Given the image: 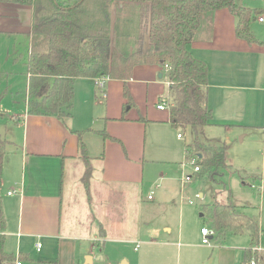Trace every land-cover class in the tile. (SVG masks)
<instances>
[{"label": "crops", "instance_id": "crops-1", "mask_svg": "<svg viewBox=\"0 0 264 264\" xmlns=\"http://www.w3.org/2000/svg\"><path fill=\"white\" fill-rule=\"evenodd\" d=\"M235 26L236 18L226 8L204 13L199 28L187 45L188 51L207 65V105L211 110L212 118L206 133L214 142L226 144V162L229 149L227 143H230L234 136H240L241 141H245L247 137H257L261 140L259 142L264 143V40L255 35L257 41L248 43L235 35ZM31 29L32 7L30 5L0 1V34L25 36L30 47ZM26 77L28 80V74ZM162 77L167 85L168 96V82L160 65H135L127 86L129 91L130 88L133 91V85H131L133 82L156 83L157 79ZM49 80L51 82V79ZM166 99L162 101L159 98V102L155 104V109L159 113L168 110L163 116L149 117L143 114L128 116L126 112V119L122 120L118 119L121 113L116 110L108 116L104 115V118L115 119L119 123L109 122V127L103 124V127L91 128L96 132L106 131L104 128L106 125V132L117 139L104 138L100 134L104 149L102 148L103 150L101 149L98 153H91L89 142L86 139L84 142L87 145L89 157L93 158L92 176L98 179V184L105 190L129 191L136 189V184L142 181L144 171L141 172V166L144 167L143 155L145 154V144L142 139L147 123L163 121L173 128L169 123ZM119 102L123 106V95L122 98L119 97ZM162 102L165 107L157 108V105ZM72 107L73 99L70 109L73 116ZM28 109L27 98H25L21 144L15 143V147L9 153L6 152L8 154L3 161L0 185V200L5 220L3 249L6 253L15 256V264L17 259L23 264V261L27 259L25 256L31 259L29 253H33L34 257L40 261L53 264H95L100 254L95 248L103 249L104 241L116 239H120L117 240L118 243L123 240H126V243H134L135 251L136 245L141 243L140 249H142L137 251V253L140 252L132 264H213L214 262L241 264L242 261L235 260L233 255L220 254V251L215 255L209 253L205 256L184 251L185 245L174 242V240L183 239L180 227L172 239L164 238L161 243H158L174 246L175 251L158 255L148 252L143 250L142 244L148 245L152 241L142 240L141 242L136 238L138 233H135V237L130 240H121L123 236L116 238L111 235L112 227L106 220L103 221L104 225L98 222L96 227L90 229L89 225L93 219H96L91 210V213L86 216V223L83 222L80 226L82 232L75 233L73 225L61 222L63 200L69 192H65L64 166L67 160L74 161L76 158L83 162L78 158L77 136L74 131H82L85 126L78 124L66 126L54 114L29 112ZM140 116L145 117L147 121L143 122L139 119ZM92 120L93 118L90 122ZM84 121L87 122L88 117ZM116 125L121 126V132L116 131ZM113 140L120 142L121 146L114 145ZM7 142L6 140V144ZM133 142L135 147L132 146ZM101 153L103 158L100 163L96 158ZM131 157L135 162L130 159ZM71 164L72 168L76 165L73 162ZM182 165L183 163H181L183 171ZM132 169L135 176H132ZM81 175L78 176L80 185L82 184ZM83 189L85 191L84 186ZM67 190L71 193L74 188L68 186ZM201 196L200 193L199 197ZM116 212L115 205L107 204L104 208L105 214L101 215H105L106 219L108 218L106 214ZM141 221L143 222L142 218ZM163 229L169 233L172 230L170 226H164ZM121 230L125 233L123 227ZM37 243L41 244L40 247H37ZM255 248L264 250L260 246L251 247L252 250ZM120 260L123 264H130L127 258L121 256Z\"/></svg>", "mask_w": 264, "mask_h": 264}, {"label": "rangeland", "instance_id": "rangeland-1", "mask_svg": "<svg viewBox=\"0 0 264 264\" xmlns=\"http://www.w3.org/2000/svg\"><path fill=\"white\" fill-rule=\"evenodd\" d=\"M236 1L243 6L250 7L253 12L260 11L250 26L253 34L264 40V0ZM111 14L113 16V7ZM258 17H262L263 22L259 21ZM144 30L142 25L135 23V40L131 44L130 51L143 48L144 37L141 40V35L145 32ZM28 50L29 44L25 36L0 34V136L8 141L5 147L8 153L15 147V143L21 144L22 139V114L25 110V98L28 101L25 65ZM102 79L98 78L96 82L91 77L85 76H78L74 79L73 116L71 114L66 119V124L69 126L74 124L85 126L82 130V138L84 142L85 139L89 142L91 153H98L103 148L100 133L91 128L103 127V124L109 127V122L119 123L115 119H105L104 115L108 116L116 110L122 113V106L119 102V97L122 98V82L119 79ZM50 84L49 79L45 80L34 95L30 96V99L39 100V96L47 92ZM131 85H133V91L131 88L130 91L134 104L130 110H127L128 116L139 114L149 117L163 116L168 112L165 110L159 113L155 109L159 98L162 101L167 98V85L163 77L157 79L156 83L147 84L136 81ZM86 117H88L87 122L84 121ZM106 125L104 128L107 131ZM116 131L121 132L120 125H116ZM177 133L178 130L170 128L167 122H148L142 139L145 144L144 167L141 166L144 178L136 184V189L108 191L98 184V179L92 176L91 208L86 192L78 181L84 164L77 158L74 161L67 160L64 166L66 170L65 192H70L67 190L68 186L73 187L74 190L64 197L61 222L70 223L75 233H81L80 226L83 222L86 223V216L92 210L96 219L92 220L89 225L90 229L96 227L98 222L104 225L103 221L106 220L112 227V236L116 238L123 236L121 240H130L135 237V233H138L136 238L141 242L142 240L152 241L148 245L142 244L143 250L157 255L175 251L174 246L158 243H161L164 238L172 239L174 235L176 236L179 227L183 239L174 240L175 244L179 242V245H185L183 246L184 251H191L201 256L209 253L215 255L220 251V254L233 255L235 260L243 261L247 249L259 246L264 249V186L262 190L259 189L262 183L261 175L264 174V143L259 142L261 140L257 137H247L245 141H241L240 136H234L231 142L227 143L229 144L227 150L229 168L222 169L219 180L212 181L207 175L199 176L197 171H194L192 159L185 158L183 146L192 141V130L188 127L185 132H182L181 138L177 137ZM112 143L121 146L118 141L113 140ZM132 146L135 147L134 142ZM6 152L5 156L8 154ZM243 152L245 154H242ZM130 159L134 160L133 157ZM71 162L76 164L74 168ZM181 163H184L183 171ZM132 171V176H135L133 169ZM182 172L191 176L189 181L183 185L180 181ZM73 173L77 175L72 176ZM200 193L201 197H199ZM150 194L152 200H147ZM214 201L230 202L247 218L255 220L260 232L258 242L252 241L250 228L242 224L238 232H233L228 225L223 233H216L212 227L210 213L205 208V204ZM107 204L115 205L117 212L106 214L108 218L105 219V215L101 214H105L104 208ZM231 225L236 227V224ZM164 226H170L171 233L165 231ZM122 227L125 233L122 232ZM201 227L214 231L209 244L201 243ZM117 240L120 239L104 241L103 249L95 248L97 252H100L95 264H123L120 260L121 256L127 258L132 264L142 249H140L141 243L136 245L137 250L135 251L134 243H126V240L118 243ZM138 250L140 251L137 253ZM107 254L108 257H106ZM29 255L31 259H25L23 264H53L38 260L33 253Z\"/></svg>", "mask_w": 264, "mask_h": 264}, {"label": "trees", "instance_id": "trees-1", "mask_svg": "<svg viewBox=\"0 0 264 264\" xmlns=\"http://www.w3.org/2000/svg\"><path fill=\"white\" fill-rule=\"evenodd\" d=\"M0 1L32 7L31 43L25 59L29 112L54 114L67 126L66 119L71 115L73 80L85 76L93 81L96 78L122 80L124 103L118 119L125 120L127 110L134 104L127 86L134 66L154 64L164 69L167 66L164 75L168 82L166 104L169 123L179 134L183 135L182 132L189 127L193 135L192 141L183 146L185 158H195L197 174L207 175L212 181L219 180L222 169L229 168L225 158L226 144L214 142L206 133L212 118L207 105V65L194 57L187 45L200 26L202 15L221 8H226L236 18L235 35L238 38L248 43L257 41L250 25L260 11L253 12L236 0ZM136 22L145 28L141 40L146 34L150 47L130 51L135 40ZM47 79H51L47 92L39 100L30 99ZM139 119L147 121L143 116ZM74 132L78 158L85 164L81 182L91 208L93 158L87 153L82 131ZM97 132L104 138L115 139L106 131ZM5 147L6 140L0 136V185ZM102 158L101 153L96 159L101 163ZM262 180L264 185V174ZM205 208L210 213L216 233H223L228 225L233 232H238L242 224L250 228L252 241L258 242L257 222L247 218L230 202L214 201L205 204ZM231 224H236V227ZM4 228L0 200V264H15V256L3 249ZM25 257L29 260L28 256ZM252 259L254 264H264V250L247 249L241 264H249Z\"/></svg>", "mask_w": 264, "mask_h": 264}, {"label": "built area", "instance_id": "built-area-1", "mask_svg": "<svg viewBox=\"0 0 264 264\" xmlns=\"http://www.w3.org/2000/svg\"><path fill=\"white\" fill-rule=\"evenodd\" d=\"M258 20L259 21H262L263 20V18L262 17H258ZM168 67L167 66H165V69H167ZM102 79V78H101ZM96 81L98 80V78H96L95 79ZM103 80V79H102ZM95 81V82H96ZM165 107V104L162 102V103H159L158 105H157V108H160V109H163ZM177 136L178 137H182V135L181 134H177ZM192 159V162H193V164H194V171H197L198 170V165L196 164V160H195V158H191ZM263 162H264V148H263ZM182 166H184V163H183V165ZM191 178V176L190 175H186V174H182V177H181V182H182V185L183 184H185L187 181H189V179ZM262 178H263V174L261 175V184H260V186H259V189L260 190H262L263 189V180H262ZM10 193V192H9ZM148 199H152V195L150 194V195H148ZM190 203H191V201H190ZM200 232H201V234H202V243H204V244H209V241H210V238L211 237H213V235H214V231L213 230H211V229H208L207 227H202L201 229H200ZM40 243H37V247H40ZM16 264H20V261L17 259L16 260ZM249 264H254V260L252 259L250 262H249Z\"/></svg>", "mask_w": 264, "mask_h": 264}, {"label": "water", "instance_id": "water-1", "mask_svg": "<svg viewBox=\"0 0 264 264\" xmlns=\"http://www.w3.org/2000/svg\"><path fill=\"white\" fill-rule=\"evenodd\" d=\"M143 47L144 48L150 47L149 40H148V36L146 34L144 36V44H143Z\"/></svg>", "mask_w": 264, "mask_h": 264}]
</instances>
